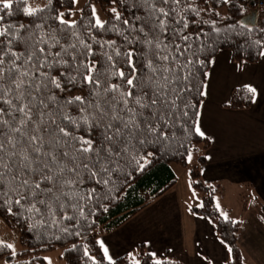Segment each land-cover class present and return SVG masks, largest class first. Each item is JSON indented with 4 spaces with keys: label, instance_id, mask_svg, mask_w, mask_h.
<instances>
[{
    "label": "trees",
    "instance_id": "trees-1",
    "mask_svg": "<svg viewBox=\"0 0 264 264\" xmlns=\"http://www.w3.org/2000/svg\"><path fill=\"white\" fill-rule=\"evenodd\" d=\"M96 1L103 13V28L91 26L95 21L90 0L83 2L73 19L68 18L73 0H51V2L47 0L44 5L33 8L43 10L32 16L24 14L26 0H21L14 3L12 9L0 13L4 15V20L0 22V30L8 25L13 26L11 35L18 34L19 38L15 39L10 47L17 54L31 51L28 40L30 36L33 39L43 36L48 44H54L58 40L59 45L51 48L53 53L69 44H77V51H83L78 41L89 43L96 54L93 61L97 62L98 67L102 66V71L107 70L105 73L108 76L107 84H122L119 77L109 74L120 70L128 71L125 57L117 56V51L121 53L134 51V59L139 68H144L146 61L153 59V50L148 45L128 43L123 39L124 36H128L131 40L138 35L136 31H131L129 35L128 29L137 23L136 17L147 21L148 9L143 0ZM188 5H191L195 11H186ZM155 6L165 10L175 9L170 15L176 20L184 17L189 22L188 29L184 30L185 33L195 35L202 28L207 34L201 40L190 41L193 43V48H199L202 43L207 45V48L199 51L197 57H190L205 63L191 66L194 75L191 81L187 82L191 84V87L177 100L178 107L172 108L167 114L161 113L162 127L166 135H162L161 139H156L155 133L149 135L147 143L143 146L133 142V147L128 149L127 156L118 165L117 171L110 177H105L110 181L108 184L85 185V190L80 193L85 198L80 201L79 207L75 204L61 208L52 205L50 210L45 211L42 208L41 213H36L34 210L28 211L30 205L27 204L23 207L11 203L0 204V222L15 230L17 239L23 247L21 251L13 255V252L4 246L7 243L0 239L3 242L0 244V264H47L39 252L53 247L62 248L59 256L64 259L65 264H157V262L183 264L176 259L154 258L142 243L137 244L131 252L121 254L109 261L103 254L100 244L102 234L120 226L176 183L177 177L171 168V163L188 167L190 187L200 198L199 203L191 207V211L207 217L216 236L230 247L232 257L223 264H248L242 260L236 245V233L240 227V220L231 217L226 219L220 214L213 201V190L216 185L204 182L200 176L199 167L204 160L203 151L208 147L209 139L206 135L201 136L195 131V120L199 102L203 97L201 92H203V82L209 65L207 61L211 60L217 50L228 49L231 58L237 62L255 61L258 58L260 50L264 47V3L259 5L248 3L243 6L242 0H231L230 3H225L224 0H181L179 5L157 3ZM112 9L119 13L120 20L116 19V13ZM251 10L257 12L255 23H249L243 18ZM7 11H11L12 15H7ZM59 13L64 14L65 21H75V25L61 24L57 19ZM125 20L129 21V25L123 24ZM193 20L197 23H191ZM167 23L172 27L176 26L172 19H167ZM20 25L25 27L20 28ZM36 25L42 27L37 29ZM243 25H247V28ZM215 29H219V32L217 33ZM160 39L163 40L164 37L160 36ZM0 40L7 44L6 37H0ZM96 41L104 43L105 47H101ZM105 42L115 43L108 46ZM168 43V49H163L161 46L163 54L174 55L171 46L180 41L173 35ZM5 50L7 51V48ZM105 52L112 55L111 63L103 58L102 54ZM5 60V85H7V77L10 75L7 69L11 67V64L7 58ZM181 63H183L182 58L172 66L173 71ZM166 64L167 62L155 64L154 61V66L157 67L166 66ZM28 70L27 64L20 69L21 72ZM60 71L64 69L61 68ZM52 74L56 75L55 72ZM72 74L76 75L75 72ZM184 74L187 75V72ZM87 91V88L82 89L77 85L63 94L59 92L57 94L72 97L86 95ZM251 98L252 95L248 92L246 85H235L230 90L226 104L233 108L246 107ZM5 99H11V95H6ZM0 107L7 109L8 105L0 102ZM66 112L73 117L78 115L75 107L71 105L66 108ZM184 112H187V115H183ZM75 134L86 135L82 131ZM144 139L145 137H140V140ZM148 153L153 154L148 156L150 163L141 170L137 161L143 163L141 157ZM189 154L195 155V163L187 166ZM91 189H95V194L92 199H88L87 192ZM7 207L12 208V213L6 210ZM37 207L42 206L37 205ZM260 208L264 210V205ZM67 217H74V219L69 220Z\"/></svg>",
    "mask_w": 264,
    "mask_h": 264
},
{
    "label": "snow or ice",
    "instance_id": "snow-or-ice-1",
    "mask_svg": "<svg viewBox=\"0 0 264 264\" xmlns=\"http://www.w3.org/2000/svg\"><path fill=\"white\" fill-rule=\"evenodd\" d=\"M18 2L21 0H0V13L12 9L13 4ZM77 2L73 0V3ZM224 2L230 3L231 0ZM143 3L148 9L147 21L136 17L137 23L131 25L128 32L130 35L131 31H136L138 35L131 40L128 36L123 39L128 43L148 45L153 50V59L147 60L144 68H139L134 51H117V56L125 57L128 71L109 74L119 77L122 84H107V70L102 71V66L98 67L93 61L96 54L89 43L78 41L83 51H77V44H69L53 53L51 48L59 45L58 40L48 44L43 36L36 39L30 36L31 51L17 54L10 47L19 38L18 34L11 35L13 26L0 30V37L7 38V44L0 40V102L8 105L7 109L0 107V204L11 203L21 207L27 204L30 205L28 211L36 213H41L42 208L50 210L52 205L61 208L75 204L79 207L80 201L85 198L80 195L85 185L108 184L110 181L105 177L117 171L133 142L143 146L149 135L155 133L156 139L166 135L161 113L167 114L178 107L177 100L191 87L187 83L194 75L191 66L205 63L190 57H197L207 45L202 43L199 48H193L190 41L201 40L207 34L202 28L195 35L185 33L189 22L184 17L176 20L170 15L175 9L165 10L155 6L157 3L179 5L181 0H143ZM42 10L23 9L28 16ZM112 11L116 13L115 9ZM186 11L195 9L188 5ZM92 12L95 22L91 26L103 28L104 22L96 15L94 6ZM6 14L10 16L12 12L7 11ZM63 15L59 13L57 16L61 24L75 25V21H65ZM164 18L172 19L176 26L172 27ZM116 19L120 20L119 13H116ZM3 20L4 15H0V22ZM191 23L196 24L197 21ZM123 24L129 25V21L125 20ZM24 27L20 25V28ZM41 27L36 25L37 29ZM243 27L247 28V25ZM215 31L218 33L219 29ZM173 35L180 41L171 46L174 55L163 54ZM160 36L164 39L161 40ZM96 43L105 47L104 43ZM105 43L111 46L115 42ZM260 55L264 56V51ZM102 56L110 63L113 61L112 55L107 52ZM5 58L11 64L7 69L10 73L7 85ZM181 58L183 63L173 71L172 66ZM154 61L155 64H167L157 67ZM207 62L214 63V60ZM25 64L29 70L21 72ZM61 68L64 71H60ZM77 85L87 88V94L72 97L57 94H63ZM246 87L252 95V102H255L257 89ZM6 95H11V99H5ZM201 95H206V92H201ZM70 105L75 107L76 117L66 112ZM78 131L86 135H76ZM195 131L204 135L198 126ZM141 136L145 137L143 141ZM152 155L142 156L143 163L137 161L141 170L150 163L148 156ZM94 194L95 189L88 190L87 198L92 199ZM6 210L12 213L11 207ZM223 215L227 219V214ZM0 244L3 242L0 241ZM4 246L13 249L15 255L12 244ZM104 255L111 261L107 248H104Z\"/></svg>",
    "mask_w": 264,
    "mask_h": 264
},
{
    "label": "crops",
    "instance_id": "crops-1",
    "mask_svg": "<svg viewBox=\"0 0 264 264\" xmlns=\"http://www.w3.org/2000/svg\"><path fill=\"white\" fill-rule=\"evenodd\" d=\"M211 60L214 63H209L203 82L206 95L199 102L195 120V127L198 126L209 139L199 167L200 176L204 182L216 186L223 182L248 184L263 196L264 56L259 53L255 61L237 62L231 58L228 49L221 48ZM235 85L255 87V102L251 98L246 107L228 106L226 102ZM171 188L120 226L102 234L103 254L107 248L108 256L114 259L142 243L156 259L171 258L183 264H205L204 260L212 257L219 258L216 261L219 263L215 264H223L227 246L216 236L207 217L191 211V207L199 202H177L178 190L170 191ZM257 216L264 227V218L260 214ZM239 246L244 261L246 254ZM259 264H264V258L259 259Z\"/></svg>",
    "mask_w": 264,
    "mask_h": 264
},
{
    "label": "rangeland",
    "instance_id": "rangeland-1",
    "mask_svg": "<svg viewBox=\"0 0 264 264\" xmlns=\"http://www.w3.org/2000/svg\"><path fill=\"white\" fill-rule=\"evenodd\" d=\"M46 1L47 0H26L25 6L34 8L44 5ZM84 1L85 0H78L77 3H73L72 10L68 17L69 19H73L78 14ZM93 6L95 7L96 15H98L99 19L102 21L103 13L96 0H90L91 10ZM193 163H195V155L189 154L187 156V166ZM171 168L176 172L175 174L177 177L176 183L170 189V191L174 189L178 190L176 192V201L184 202L187 200L189 203L199 202V195L190 187L188 167L171 163ZM213 197L216 206L219 205L217 208L223 217H225L223 214H227V217L240 220V227L236 233V243L238 246L240 245L242 247L244 255L246 254L244 261L248 264H259V259L264 258V227L261 225V221L257 214H260L261 217L264 218V212H262L260 208V206L264 205V194L260 196V194L255 192L248 184H235L233 182L227 184V182H223L214 188ZM0 239L7 244H12L15 252L21 251L23 248L17 239L15 230L5 226L2 222H0ZM225 246H227V256L222 260L224 262L230 260L232 257L228 245L225 244ZM61 250V247H53L49 250L39 252V254L44 257L47 264H65L64 259L59 256ZM10 251L13 252V249H10ZM218 259L219 258L214 259L212 257H207L203 263H219L216 262Z\"/></svg>",
    "mask_w": 264,
    "mask_h": 264
},
{
    "label": "water",
    "instance_id": "water-1",
    "mask_svg": "<svg viewBox=\"0 0 264 264\" xmlns=\"http://www.w3.org/2000/svg\"><path fill=\"white\" fill-rule=\"evenodd\" d=\"M256 15H257L256 10H251L247 14H245L243 16V18L249 23H255L256 22Z\"/></svg>",
    "mask_w": 264,
    "mask_h": 264
},
{
    "label": "built area",
    "instance_id": "built-area-1",
    "mask_svg": "<svg viewBox=\"0 0 264 264\" xmlns=\"http://www.w3.org/2000/svg\"><path fill=\"white\" fill-rule=\"evenodd\" d=\"M248 3H253L254 5H259L264 3V0H242V5L245 6Z\"/></svg>",
    "mask_w": 264,
    "mask_h": 264
}]
</instances>
